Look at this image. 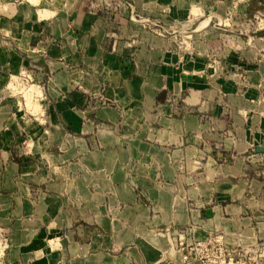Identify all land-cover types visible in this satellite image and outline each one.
<instances>
[{"label":"crops","instance_id":"obj_1","mask_svg":"<svg viewBox=\"0 0 264 264\" xmlns=\"http://www.w3.org/2000/svg\"><path fill=\"white\" fill-rule=\"evenodd\" d=\"M264 264V0H0V264Z\"/></svg>","mask_w":264,"mask_h":264},{"label":"built area","instance_id":"obj_2","mask_svg":"<svg viewBox=\"0 0 264 264\" xmlns=\"http://www.w3.org/2000/svg\"><path fill=\"white\" fill-rule=\"evenodd\" d=\"M195 254L194 264H263L256 259L253 251L242 247L227 245L222 236L215 235L206 241L189 247Z\"/></svg>","mask_w":264,"mask_h":264}]
</instances>
